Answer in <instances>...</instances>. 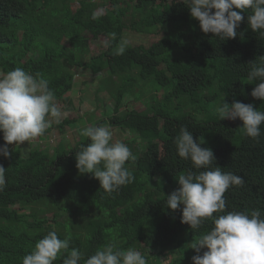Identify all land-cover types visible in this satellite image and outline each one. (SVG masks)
Segmentation results:
<instances>
[{
	"label": "trees",
	"instance_id": "1",
	"mask_svg": "<svg viewBox=\"0 0 264 264\" xmlns=\"http://www.w3.org/2000/svg\"><path fill=\"white\" fill-rule=\"evenodd\" d=\"M100 6L104 14L92 19ZM250 14L251 9L242 12L236 38L222 41L205 34L178 0H0V71L20 67L41 74L57 104L66 102L73 91L75 69L102 74L96 94L105 91L116 113L108 121L137 136L144 146L133 153L134 161L125 164L134 181L111 194L100 189L92 174L76 167V153L90 143L88 138L73 148L59 145L52 155L39 148L24 153L14 146L10 159L0 156L6 168V184L0 191V264H22L54 227L58 238L70 239L68 251L79 249L80 264L109 243L139 251L148 264H164L168 258L166 264H192L197 253L191 244L210 230L213 221L191 229L181 223L180 210L166 205L180 175L204 170L177 155L174 141L182 127L198 142L204 141L201 147L212 149L213 168L245 180L224 194L225 212L250 214L259 209L264 215V124L261 136L253 139L242 133L239 119L220 120L215 109L205 110L224 100L252 103L264 111V101L250 95L255 82L247 79L249 63L264 56V37L249 28ZM156 33L162 37H147ZM130 34L145 42H129ZM121 40L128 41L126 50L115 55ZM92 41H107L109 46L91 56ZM147 91L150 107L128 108ZM65 118L56 125L53 119L51 127L62 130L77 123ZM49 133L50 128L41 137ZM94 211L101 215L91 217ZM71 215L72 220L60 222ZM66 255L58 256L55 264H62Z\"/></svg>",
	"mask_w": 264,
	"mask_h": 264
},
{
	"label": "clouds",
	"instance_id": "2",
	"mask_svg": "<svg viewBox=\"0 0 264 264\" xmlns=\"http://www.w3.org/2000/svg\"><path fill=\"white\" fill-rule=\"evenodd\" d=\"M190 16L199 21L200 29L212 33L220 40L236 38L237 28L244 20L242 12L251 9L247 23L253 32L264 37V0H183ZM236 9V10H234ZM240 10V11H237ZM104 14L103 9L93 12L92 19ZM115 39V33L111 34ZM128 41L121 40L114 48L115 55H123ZM109 43L105 42V47ZM247 79L256 86L250 95L264 101V56L249 63ZM54 91L49 81L36 73L17 67L0 73V133L5 143L0 145V156L11 158L8 146L16 147L31 143L51 127L53 119L60 122L63 113L55 102ZM220 120L242 121V133L250 138L261 136L264 111L252 103L224 100L216 108ZM90 143L82 145L76 153V167L81 173H90L99 181L100 189L111 194L121 186L134 181L133 173L125 167L134 161L129 147L120 141L113 142V133L108 126H88L80 130ZM204 141L195 140L187 127L180 129L174 144L177 155L190 160L196 170L178 178V187L167 196L166 205L171 210H180L181 223L199 229L207 219L213 225L191 244L197 253L192 264H264V215L259 209L250 214L243 211H228L224 194L232 186H243L245 180L232 172H223L221 167H212L215 156L210 148L201 147ZM6 168L0 164V191L6 184ZM183 206L182 208L180 206ZM214 213H224L214 216ZM70 239L58 238L55 230L39 239L34 249L22 258V264H55L58 256L66 252L62 264H80L82 254L77 248L70 251ZM203 251L201 255V250ZM84 264H148L137 250L119 249L115 243L98 248L84 260Z\"/></svg>",
	"mask_w": 264,
	"mask_h": 264
},
{
	"label": "rangeland",
	"instance_id": "3",
	"mask_svg": "<svg viewBox=\"0 0 264 264\" xmlns=\"http://www.w3.org/2000/svg\"><path fill=\"white\" fill-rule=\"evenodd\" d=\"M74 4L76 5L77 2L75 1ZM74 7L76 8V6ZM98 9H103L104 11V8L102 6H100ZM147 37L158 40L162 37V34L156 33L155 35H148ZM128 41L133 44H141L145 42V38L140 37L138 34H130L128 36ZM104 46V42H90L91 56H96L100 52H102V50L105 48ZM75 72L76 76L73 91L67 95L66 102L58 103V105L60 106L63 113L62 117L60 118L59 124H63L64 120L66 119L65 117L76 119L77 123L72 127L64 126L62 130L50 127V133L48 137H39L31 143L24 142L23 144H21L20 147L22 148V152L26 153L29 148H39L40 150L46 151L47 153L52 155L54 150L59 145L73 148L79 141L86 139V137H83L80 134V130L93 125L108 126L113 133V142L120 141L125 143L132 153L137 151V149L141 151L144 146H142V142L138 139L137 136L133 138L132 135H130L126 131L119 130L113 127L110 124L111 121H108L116 116L112 99L106 94L105 91H102V94H96L99 82L101 79H103L104 76L102 74L93 76L90 72H84L79 69H75ZM0 73L2 72L0 71ZM150 96L151 93L147 91L141 101L130 103L128 108L142 111L145 108L150 107V104L152 103ZM161 96V94H158V98L160 101H162ZM68 100H70L71 102H69ZM131 100L133 101L134 99ZM221 101L222 100L217 103V106L221 104ZM214 109L216 110L215 105L206 107L205 110L206 112H208ZM127 110L128 109L125 108L122 110V112H125ZM195 119L197 121H201V118L199 117H195ZM56 124L58 123L55 122V125ZM2 137L3 134L0 133V138ZM12 147L13 145L8 146L10 153L13 150ZM99 215H101V212L94 211V214H92L91 217ZM68 220H72V215L69 216L68 219H65V221L61 220L60 222H66ZM53 230L59 231L56 227H54ZM168 260L169 258L163 259V262H165L164 264H166Z\"/></svg>",
	"mask_w": 264,
	"mask_h": 264
},
{
	"label": "crops",
	"instance_id": "4",
	"mask_svg": "<svg viewBox=\"0 0 264 264\" xmlns=\"http://www.w3.org/2000/svg\"><path fill=\"white\" fill-rule=\"evenodd\" d=\"M2 142V143H1ZM5 143V141L3 140V137L2 138H0V144L1 145H3ZM13 145V147H12V149L14 148V146H16L15 145V143L14 144H12ZM11 146V145H10ZM20 147V146H19ZM29 149H31V148H29ZM21 150H22V148H21ZM29 151H27L26 153H28Z\"/></svg>",
	"mask_w": 264,
	"mask_h": 264
}]
</instances>
